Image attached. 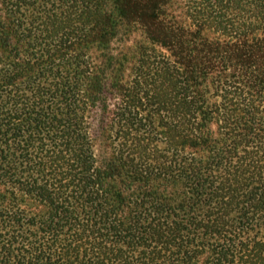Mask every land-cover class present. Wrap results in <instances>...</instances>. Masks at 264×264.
<instances>
[{"label":"trees","instance_id":"1","mask_svg":"<svg viewBox=\"0 0 264 264\" xmlns=\"http://www.w3.org/2000/svg\"><path fill=\"white\" fill-rule=\"evenodd\" d=\"M175 1L0 0V264H264V35L210 39L224 0L192 26ZM134 24L152 49L131 76L111 46ZM89 222L115 244L88 254Z\"/></svg>","mask_w":264,"mask_h":264},{"label":"rangeland","instance_id":"2","mask_svg":"<svg viewBox=\"0 0 264 264\" xmlns=\"http://www.w3.org/2000/svg\"><path fill=\"white\" fill-rule=\"evenodd\" d=\"M217 0H213L212 4L215 5ZM197 2L198 0H176L169 8L168 12L171 13V15L175 16L179 21L185 23L187 26H192L193 24H197L202 22L203 18L200 19V15L197 14ZM215 2V3H214ZM260 2L262 0H244L242 4L240 5H234V3H231L228 5V1L224 0V3L227 6V9L221 12V15H216L212 16L214 17L215 20H217V24H213L214 28L208 29L205 33L206 36H208L210 39H223V40H230L231 38L235 39L238 34L240 33H249L250 35H253L251 37H262L264 35V22L261 20V17L259 16V11L261 9V5L259 6ZM213 5V6H214ZM229 6V7H228ZM214 8V7H213ZM256 13H258L256 15ZM198 19V21H197ZM211 21V20H210ZM213 21V20H212ZM222 23V24H221ZM257 29L255 33H251L252 29ZM238 33V34H236ZM149 47L152 49V45L150 44V41L147 39V35L145 33V30L143 27H141L138 24L131 25L130 27H127L125 29L124 34L120 35V37L115 40L112 44L111 47H113L116 51H121V52H127L129 61L127 63V67L129 68L128 74L133 75V69H135L136 66H138L139 59L142 57V51L140 48H145ZM156 51H162L163 53L169 55L168 51L165 49H160L159 47L155 48ZM99 53L96 50L92 51L91 57L92 58H97L99 57ZM230 70H228V74ZM223 75H226L224 73H221L218 77L214 75L213 77H210V80L207 83V87L210 89L212 92L211 97H209V100L211 102H222L221 99V92L219 93L218 91L220 90L219 88L221 85H223L222 77ZM216 94L218 96L216 97ZM253 106L256 108L254 111L255 117L260 120V123L262 124V129L264 130V95L261 94L256 97L255 100L252 102ZM95 128H98V125L96 123ZM213 133H214V138L217 141L214 144L215 151L220 149L223 143V137L221 136V132H219L218 127L216 125L213 126ZM91 136L94 139V146L95 149L94 151L96 154H100L99 151L101 152V148H103L102 142H98L99 140L96 139L95 137L98 136L97 133H90ZM264 136V133H263ZM154 147L157 148L158 151H162L165 149L166 145L165 142L162 138L157 137L155 142ZM109 152H111L109 150ZM6 190H11L10 186H4L1 185L0 183V193H4ZM133 193H136V191H133ZM4 205H7L8 202L3 203ZM25 210L27 211H32V212H39L42 214V210L44 209L42 206L40 207L36 201L30 197H26L25 202L22 206ZM42 209V210H41ZM78 209V208H77ZM42 211V212H41ZM79 214V217L82 218V222L87 225V217L83 216L81 213V210H76ZM89 228H87L85 232V241H84V250H87L88 254L91 252L90 250L92 249L93 244H99L102 246V244L106 246H111L114 245L115 243L113 242V238H101L97 239L96 236L93 234V227L92 223L89 222ZM109 227V226H108ZM73 232H69L71 236H68L64 233L63 237H60L62 242L64 243L65 240H73L76 238H72L73 236H76L78 232V235H82L83 228H72ZM106 229V228H105ZM89 230V231H88ZM107 230V229H106ZM103 233H106V231H101ZM97 240V241H96ZM76 241V240H75ZM127 241V240H125ZM90 244V245H89ZM92 244V245H91ZM100 246V247H101ZM118 246V244H116ZM126 251H129L127 246H123ZM58 249V248H57ZM82 255V253H81ZM79 256L78 259L81 261L83 260L82 256ZM125 258V257H123ZM67 261H73V256L72 257H67ZM123 263V261H121Z\"/></svg>","mask_w":264,"mask_h":264}]
</instances>
